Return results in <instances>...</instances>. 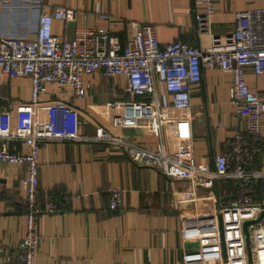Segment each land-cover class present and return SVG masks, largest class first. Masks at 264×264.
<instances>
[{
	"label": "crops",
	"instance_id": "0c3cea01",
	"mask_svg": "<svg viewBox=\"0 0 264 264\" xmlns=\"http://www.w3.org/2000/svg\"><path fill=\"white\" fill-rule=\"evenodd\" d=\"M61 6L65 16L53 21V31L71 38L79 25H104L99 13H108L113 31L122 42L136 31L138 23H153L161 44L183 40L201 47L210 43V33L197 27L195 14L203 10L201 0H0V37L31 36L38 16ZM264 6V0H214L210 16L212 33L232 31L237 10ZM250 88L264 98V73L247 68ZM84 96L75 97L68 86L48 85L41 102L65 100L75 105L80 132L92 135L110 132L145 147H163L173 157L203 169L214 168V156L227 149L234 127L246 145L255 149L249 168L264 166V115L258 135L246 132L245 117L234 112L229 101L231 73L217 66H204L201 79L191 86V103L176 109L161 82L162 124L158 132L143 126H126L116 117L120 102L131 98L122 74H84ZM30 100V80L0 76V109L14 113L17 101ZM7 146L28 152L20 140ZM38 196L74 193L58 211L39 217L40 239L34 264H184L187 241L181 238L182 220L191 211L190 183L165 175L154 167L140 165L114 145L91 140H46L38 149ZM25 169L0 162V264H19L16 243L26 232V192L22 187ZM233 183L234 187L228 184ZM218 188L220 204L228 203L238 184L232 178L213 180L210 188L197 187L200 203L212 202ZM124 189L119 208L109 207V190Z\"/></svg>",
	"mask_w": 264,
	"mask_h": 264
},
{
	"label": "built area",
	"instance_id": "2783aa9c",
	"mask_svg": "<svg viewBox=\"0 0 264 264\" xmlns=\"http://www.w3.org/2000/svg\"><path fill=\"white\" fill-rule=\"evenodd\" d=\"M203 10L195 14L197 27L210 33V43L201 47L180 39L161 44L153 23H138L135 33L125 42L113 31L108 13H99L104 25H79L71 38L53 31V21L65 16L56 6L38 16L31 36L7 34L0 37V76L30 80V100L17 101L14 113L0 109V162L21 165L25 169L22 187L26 192V232L16 243L19 264H34L39 243V217L58 211L74 193L52 195L43 190L38 196V149L46 140H91L119 147L128 159L151 166L167 176L190 183L191 211L182 222L181 238L191 244L184 264H248L243 222L264 213V166L249 168L255 149L246 145L238 127L227 149L214 156V168L203 169L173 157L162 146L154 149L110 132L86 135L80 132L79 114L65 100L41 102L48 85L68 86L80 98L86 93L84 74L100 72L106 76L122 74L131 98L120 102L116 121L126 126H143L158 132L161 128V101L157 83L170 94L176 109L191 103V86L201 79L204 66H217L231 73L229 101L237 115L245 117L246 132L258 135L264 115V98L247 84L245 72L264 73V6L249 7L234 13L235 24L229 33L211 32L210 16L214 0H201ZM20 140L29 151L15 152L7 143ZM232 178L238 195L228 203H200L197 187L210 188L213 180ZM124 189L109 190V207L117 209ZM252 264H264V215L248 225Z\"/></svg>",
	"mask_w": 264,
	"mask_h": 264
},
{
	"label": "water",
	"instance_id": "95a60500",
	"mask_svg": "<svg viewBox=\"0 0 264 264\" xmlns=\"http://www.w3.org/2000/svg\"><path fill=\"white\" fill-rule=\"evenodd\" d=\"M215 194H216V201H217V205L220 204L219 202V197H218V188L217 185L215 183ZM264 213L261 212L260 215L256 218V219H252V220H245L243 222V230H244V234H245V241H246V249H247V257H248V264H252V252H251V246H250V233H249V228L248 225L252 222H256L259 221L262 217H263ZM189 248H191V244L187 243L186 244Z\"/></svg>",
	"mask_w": 264,
	"mask_h": 264
},
{
	"label": "rangeland",
	"instance_id": "374dc122",
	"mask_svg": "<svg viewBox=\"0 0 264 264\" xmlns=\"http://www.w3.org/2000/svg\"><path fill=\"white\" fill-rule=\"evenodd\" d=\"M228 186H229V187H234V186H233V183H230V182H229ZM237 195H238V193H235V196H234V197H236ZM234 197H233V198H234Z\"/></svg>",
	"mask_w": 264,
	"mask_h": 264
}]
</instances>
